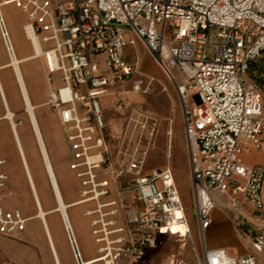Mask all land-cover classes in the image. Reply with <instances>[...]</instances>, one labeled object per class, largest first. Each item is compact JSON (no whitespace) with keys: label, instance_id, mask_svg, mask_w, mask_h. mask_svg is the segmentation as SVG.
Wrapping results in <instances>:
<instances>
[{"label":"built area","instance_id":"2783aa9c","mask_svg":"<svg viewBox=\"0 0 264 264\" xmlns=\"http://www.w3.org/2000/svg\"><path fill=\"white\" fill-rule=\"evenodd\" d=\"M3 3L24 15V36L30 41V33L41 45L46 82L51 85L54 75L58 76L59 84L49 90L48 105L71 152L69 169L80 180L79 202L95 205L86 212L96 216L90 223L93 234H101L109 245L125 243L124 237L108 242L111 235L126 232L129 237L128 245L113 248L111 259L106 253L111 263L120 258L140 260L158 236L171 234L176 222L184 224L186 231L174 236L179 240L190 237L172 171L146 173L155 119L130 110L120 145L113 154L107 146L101 100L110 95L116 112L128 108L118 89L135 74V65L124 54L135 39L175 87L200 233L211 223L217 196L228 197L233 210L238 209L237 198L256 210L263 208L264 167L244 165L240 154L243 141L255 149L264 143L263 88L248 76L251 65L264 53V0ZM0 31L4 39L1 27ZM141 86V80L132 81L133 92ZM7 181V175L0 173V203ZM125 192L132 193L136 206L125 209ZM108 197L113 198L104 202ZM116 217L121 218V227ZM26 222L18 210L0 207V236L22 231ZM259 255H264V232L253 235L249 255L230 257L223 249L205 251L202 264H258ZM74 259L77 262L79 255L74 253Z\"/></svg>","mask_w":264,"mask_h":264},{"label":"crops","instance_id":"0c3cea01","mask_svg":"<svg viewBox=\"0 0 264 264\" xmlns=\"http://www.w3.org/2000/svg\"><path fill=\"white\" fill-rule=\"evenodd\" d=\"M23 18H24V24H25L24 15H23ZM23 26H22V30H23ZM128 34L126 35V39L130 38ZM28 42L30 43V41ZM30 46L32 48L31 43H30ZM30 55L20 54L17 56V59L23 61L27 59L26 56L29 57ZM263 55L264 53L261 55V57ZM260 58L251 65L249 73L251 74L257 73V69H255L256 63L258 62V66H259L263 62V61L262 62L260 61ZM30 61L32 60L21 63L20 73L23 79V83L25 85L27 95H28L27 97H28L29 104L33 108V117L37 123L41 137L43 135L42 140H43V143L45 142L44 147L49 157V161H51L50 162L51 167H53V162L55 160L54 152H55L56 145L60 146L63 154L67 156V169L69 171V174L72 175V178L75 181L74 193L72 195L68 194L64 188L65 186L63 184V181L61 180L62 178L58 179L56 177V179L58 181L61 194H63L62 196H63L65 203L68 205L70 204L72 205L76 203L77 205L75 207L80 208L81 216L85 220L86 227L89 232L90 240L92 241L91 250H85L81 248L83 252L82 253L83 257L85 260H93V261L99 260L95 264H105L104 261L100 259L103 256H105L107 252L109 253L110 250L104 247L105 241L102 240V235L93 234L92 232L90 223L92 220L96 218V216L86 215V212L94 210L95 205L92 202H85V203L79 202V199H80L79 193L82 189L80 185V180L76 177L75 172L69 169V166L72 163L71 152H70L68 144L65 141L64 134L59 124V121L57 119V116L54 110L52 109V107L48 105L49 90L51 87H55L59 84L58 76L54 75L53 82L51 83V85H49L46 82L47 83V85L45 86L46 88L45 87L43 88L42 93L40 95L37 94V92H35V90L33 89L34 87L32 86L31 80H30V68L27 65ZM34 61H38L40 71L42 72V76L45 79L43 61L39 59H36ZM25 71L27 72L28 75H26ZM11 73L14 74L10 66V59L7 57L2 41L0 39V91H1L0 92V96H1L0 97V160L4 161V163L0 165V173L7 175L8 181H7L6 188L9 191L13 190L12 192L15 194H14V197L12 198H15L16 200L17 193L14 187L15 179L13 178V173L15 169L14 164H17L18 166H21L22 164L23 167H25L27 175L29 177L28 179H29V190L30 191L28 192L27 195L28 197H31L33 199V196L31 194L32 181L30 179L29 171L27 169L28 166H27L26 160H24L25 158L23 157L24 155H23L21 146L18 141V136H17L18 131L19 132L21 131L23 133L30 132L32 134V137L35 142V147L37 149L35 167H37V170L45 174V179L47 183H48V179H47L48 177H47L46 167L43 164L44 161H43L42 155L39 151L35 131H33L34 129L32 127L30 117L26 113V105H25L24 98L20 90L19 83L15 75L12 76ZM259 78L261 80L260 84L262 85L263 94H264V75L260 74ZM7 112H10L12 114L13 126L11 125V122L5 118V114ZM105 127H106V123H105ZM16 144L18 146L19 156H21L20 159L17 157L18 153L16 155ZM242 147H243V150L240 154V159L244 165L248 167H253V166L264 167V143L259 149H255V148H252L248 142L243 141ZM173 178H174V183L176 185L174 174H173ZM49 192H50V196H48L47 198H43V202L41 203L45 209L51 210V209H54L55 202L53 201L50 189H49ZM125 194L127 195L130 194L129 196L132 199V203H133L132 205L136 206V203L133 201V198H132L133 197L132 193L125 192ZM179 194H180V191H179ZM180 197H181V194H180ZM261 197L264 203V184L261 189ZM112 198L113 197L104 198L103 201L107 202V200L110 201L112 200ZM236 200L238 204V209L233 210L230 207V200L228 197H223V196L215 197V207L211 213V223L205 231L200 233L201 260L193 257L192 253L185 250V245L188 242V240H190L192 243V236L196 238V234L190 231L189 238L185 240H179V239L177 240V241H180V243H182L181 246L184 249V251L181 252L180 254H170V252H167L163 248L162 244L164 243L165 238L174 237V236L167 234V235L158 236L156 238L155 245L153 247L146 248L144 250V256L140 260L122 258L116 261L115 264H202L204 252L216 250V249H223L227 253V255L230 257H243V256L249 255L251 253V241H252L253 235L259 232H264V204H263L262 209L256 210L252 204L243 201L241 198H237ZM2 203L0 204L1 208H3L5 211L18 210L22 214V216L27 219V222L22 231L15 232L11 235L0 236V264H54L53 259L50 255L48 243L46 242L47 239H45L46 236H45L44 230L42 226L40 227L41 224L39 220H37L36 218H33L34 217L33 214H35L36 212L34 202H33L34 212L31 214L28 213L27 211H23V210L20 211L18 207H14L15 209L13 207L6 208L2 205ZM116 220H117V225L121 227L122 226L121 218L116 217ZM30 221L37 222L36 225L39 230V234L37 238L38 240H40L39 243L35 241L36 238L34 236L33 229L31 227H28V223ZM79 235L77 238L78 241L80 239ZM118 237H124L125 238L124 244L125 245L129 244L128 243L129 237L126 232L111 235L110 237H108V240L116 239ZM174 238L176 239L177 237H174ZM132 239H137L136 235H133ZM47 253L50 256V261L46 259L42 260V255L43 254L45 255ZM185 255H188L190 259H185L184 258ZM65 257H66L65 259L67 262L62 263V264H72L73 263L71 255L68 256L66 253V247H65ZM263 261H264V255H259L258 264H263Z\"/></svg>","mask_w":264,"mask_h":264},{"label":"rangeland","instance_id":"374dc122","mask_svg":"<svg viewBox=\"0 0 264 264\" xmlns=\"http://www.w3.org/2000/svg\"><path fill=\"white\" fill-rule=\"evenodd\" d=\"M1 12L3 13L2 14L4 17L3 20L17 56L20 54L23 55L32 54L33 51L32 48H30L31 47L29 45L30 43L25 38L22 30V26L24 24L23 15L13 5L1 6ZM128 36L130 37L129 34ZM124 54L126 60L129 63L135 65V74L132 77L131 81L125 83L118 89L119 92H122V94L120 95H122V97L126 99L127 104L129 106L126 110H123L121 112H116L113 107L114 104L113 98H111L110 95L104 96V98L101 100L103 106V112H104L103 113L104 120L106 123L105 134H106V142L108 149L110 153L111 152L114 153V151L120 145L122 136L124 135V132L128 126L130 110L138 109L143 113L151 115L155 119L156 133L151 143L150 150L148 152L147 162L145 166L146 173L152 170H163L165 168H169L173 172L176 185L181 194V200H182L186 222L188 224V227L190 228V231L196 234V238L192 236V243L190 240H188V242L185 245V250L192 253L193 257L201 260V252H200L201 236L195 220L193 198L191 195L190 185H189L190 178H189L188 163H187L186 142H185L183 126H182L181 108H180L179 100L177 98L175 87L163 76L161 71L158 69V67L151 59L149 53L147 52L146 48L144 47L141 41L135 39L133 45H129L125 47ZM260 61L261 62L263 61L262 64L258 66V62H257L255 65V69H257V73L255 74L248 73L250 79H254L259 83L261 82L259 75L260 74L264 75V55L260 58ZM28 66L30 68L31 84L34 87L35 92H37V94L40 95L42 93L43 88L47 85V83L44 77L42 76V73L40 72L38 61L36 62L32 60L30 61V63H28ZM135 79H139L142 81V86L140 87L139 92L132 91V81ZM17 135L19 137L18 140L21 149L23 148L22 149L23 155L25 154L24 158L28 166L27 169L29 171L30 179L35 187L39 199L41 200L40 201L41 203L43 202V198H47L48 196H50V192L48 188L49 185L45 179V174L37 170V167H35L37 149L35 147L34 139L30 132L23 133L21 131L20 132L18 131ZM16 151H17L16 155L18 153L17 157L20 159L17 145H16ZM54 154H55V160L53 162V170L55 172V175L58 179L60 178L64 179L63 180L64 186L66 184L68 185L65 186L64 188L68 194L72 195L74 193L73 191L75 187V181L72 180L73 179L72 175L69 174V171L67 169V156L63 154L60 146L58 145H56L55 147ZM21 166L14 164V167H16L13 173V178L15 179V190L17 193L16 200L15 198H12L14 197V193L5 189L4 190L5 198L2 205L6 208L8 207L19 208L20 206V210L27 211L28 213L31 214L34 212L33 199L31 197H28V195H26L30 191L29 179L25 167H23L22 164ZM65 175L67 178L65 177ZM22 186H24L25 188ZM129 195L130 194L127 195L125 193L123 195L125 209H128L130 206H133L132 199L130 198ZM42 208L46 212L52 210V209L51 210L45 209L43 205ZM69 215L72 220V224L76 232L77 238L78 235L80 234L79 244L81 248L85 250H91L92 241L90 240V236L88 229L86 227L85 220L81 216L80 208H73L69 210ZM36 223H37L36 221H30L28 223V227H31L33 229L35 238H37L38 236L36 235L39 234V230L37 228ZM46 224L49 233H51L50 234L51 240L53 244L54 243L56 244V245L54 244L55 251L60 261L62 263H65L66 242L61 231L62 226L60 220L58 219L57 214L54 213L48 214L46 217ZM174 237H166L162 246L167 252H170V254H180L181 252L184 251L183 247L181 246L182 243H180V241H177L178 238L175 239ZM39 242L40 240L37 241V243ZM123 244L124 243L118 245L117 244L109 245L107 243L104 244V247L110 250L109 259H111L112 256H114L113 248L117 246H122ZM62 245L64 247H62ZM49 257L50 256L48 253L45 255L43 254L42 260L45 259L50 260ZM71 258H72V254H71ZM184 258L190 259L188 255H185Z\"/></svg>","mask_w":264,"mask_h":264},{"label":"bare ground","instance_id":"6f19581e","mask_svg":"<svg viewBox=\"0 0 264 264\" xmlns=\"http://www.w3.org/2000/svg\"><path fill=\"white\" fill-rule=\"evenodd\" d=\"M6 0H0V18L2 19V23H0V27H1V29H2V31H3V33L6 35V37L3 39L2 38V34H1V31H0V39H1V41H2V44H3V47H4V50H5V52H6V55H7V57L10 59V66H11V68H12V70H13V72H14V74H12V76L13 75H15V77H16V79H17V81H18V83H19V86H20V90H21V93H22V95H23V98H24V102H25V105H26V113L29 115V117H30V121H31V124H32V127H33V131H35V135H36V140H37V143H38V147H39V151H40V153H41V155H42V158H43V161H44V165H45V167H46V172H47V179H48V185H49V189H50V191H51V194H52V196H53V199H54V201H55V207H54V209H52L51 211H49V212H46L43 208H42V205H41V203H40V200H39V197H38V195H37V192H36V190H35V187H34V185L31 183V194H32V196H33V202H34V204H35V210H36V212H35V214H33V218H36L37 220H39V222H40V227L42 226V228H43V230H44V233H45V236H46V238L45 239H47V243H48V247H49V250H50V255H51V257H52V259H53V262H54V264H62V262L60 263V259H59V257H58V255H57V253H56V251H55V248H54V244H53V242H52V240H51V237H50V234L51 233H49V231H48V228H47V224H46V217H47V215L48 214H50V213H54V214H57V216H58V219L60 220V222H61V226H62V229H61V231H62V234H63V237H64V239H65V242H66V253H67V255L69 256V255H71L72 254V260H73V263L72 264H95V263H97L99 260H95V261H93V260H85L84 259V257H83V252H82V250H81V246H80V244H79V241H78V239H77V235H76V232H75V230H74V227H73V224H72V220H71V218H70V215H69V210H71V209H73V208H76L75 206L77 205L76 203L75 204H70V205H68V204H66L65 203V201H64V199H63V194H61V191H60V188H59V185H58V181H57V179H56V176H55V174H54V172H53V167H51V164H50V162L51 161H49V157H48V155H47V153H46V150H45V147H44V143H43V140H42V137H43V135H42V137H41V134H40V132H39V129H38V126H37V123H36V121H35V119H34V117H33V108H32V106L29 104V101H28V95H27V92H26V89H25V85H24V83H23V79H22V76H21V73H20V65H21V63H23V62H26V61H29V60H36V59H39V60H41L42 61V59H40V55H41V53H42V48H41V45L39 44V42L37 41V39L36 38H34L30 33L28 34V37H29V40L31 41V45H32V54L28 57V56H26L27 57V59L26 60H23V61H21V60H19V59H17V54H16V52H15V49H14V47H13V44H12V42H11V39H10V37H9V35H8V31H7V28H6V26H5V23H4V20H3V13L1 12V6L4 4L3 2H5ZM4 5H8V4H4ZM23 21V20H22ZM10 33V32H9ZM13 33V32H12ZM11 36V35H10ZM13 36V35H12ZM15 36V35H14ZM26 43V42H25ZM28 45V44H27ZM30 45V44H29ZM15 47H16V45H15ZM23 48H25V47H23ZM31 48V47H30ZM23 51H25V50H23ZM29 51V50H28ZM30 51H31V49H30ZM29 51V52H30ZM30 54V53H29ZM20 57V56H19ZM24 57V56H23ZM22 57V58H23ZM6 61H7V59H6ZM37 62V61H36ZM30 63V62H29ZM32 63V62H31ZM37 64V63H36ZM25 65V64H24ZM28 65V64H27ZM24 67V66H23ZM33 67H34V65H33ZM10 69V68H9ZM39 69V68H38ZM43 70V69H42ZM8 71H10V70H8ZM39 71V70H38ZM4 72V71H3ZM12 72V71H11ZM26 72V71H25ZM37 72V71H36ZM41 72V71H40ZM35 73V72H34ZM42 73V72H41ZM26 75H28L27 74V72H26ZM37 76V75H36ZM14 77V78H15ZM42 77V76H41ZM40 77V78H41ZM3 83V82H2ZM45 84V83H44ZM41 85V84H40ZM46 85V84H45ZM3 88V87H2ZM46 88V87H45ZM34 89V88H33ZM35 90V89H34ZM45 91V90H44ZM1 92V91H0ZM3 93V92H2ZM6 93H7V91H6ZM17 93V92H16ZM19 94V93H18ZM4 95V94H3ZM7 95V94H6ZM9 96V95H8ZM1 97V96H0ZM16 97V96H15ZM22 98V97H21ZM6 99V98H5ZM7 100V99H6ZM20 100V99H19ZM4 101V100H3ZM2 101V102H3ZM22 103V102H21ZM2 104V103H1ZM3 105V104H2ZM5 105V104H4ZM10 105V104H9ZM8 105V106H9ZM6 107V106H5ZM4 107V108H5ZM11 107V106H10ZM7 109V108H6ZM36 117V116H35ZM5 118L6 119H8L10 122H11V125L13 126V122H12V114L10 113V112H7L6 114H5ZM4 119V118H3ZM14 122H15V120H14ZM30 124V123H29ZM52 124V123H51ZM52 129V128H51ZM169 135V134H168ZM18 136V135H17ZM14 138V137H13ZM19 138V137H18ZM17 140V139H16ZM19 141V140H18ZM18 141H17V143H18ZM17 145V144H16ZM169 148V147H168ZM23 149V148H22ZM23 151V150H22ZM38 151V152H39ZM17 152V151H16ZM25 155V154H24ZM21 157V156H20ZM24 157V156H23ZM25 160V159H24ZM42 160V159H41ZM1 161V160H0ZM42 161V162H43ZM6 164V163H5ZM12 167V166H11ZM22 167V166H21ZM10 168V167H9ZM16 168V167H15ZM23 169V168H22ZM30 169V168H29ZM15 170V169H14ZM19 171V170H18ZM5 173H6V171H5ZM8 173V172H7ZM11 174V173H10ZM22 174H24V173H22ZM32 175V174H31ZM15 177V176H14ZM65 177H66V175H65ZM29 178V177H28ZM32 178V177H31ZM67 178V177H66ZM62 181L64 180V179H61ZM73 180V179H72ZM26 183H28V182H26ZM67 183V182H66ZM73 183V182H72ZM64 184V183H63ZM28 185V184H27ZM70 185V184H69ZM65 186H68L67 184L65 185ZM15 187V186H14ZM20 187V186H19ZM22 187H24V186H22ZM21 187V188H22ZM70 187V186H69ZM72 187V186H71ZM25 188V187H24ZM5 189H7V188H5ZM12 190V189H11ZM69 190V189H68ZM67 190V191H68ZM13 191V190H12ZM11 191V192H12ZM20 191V190H19ZM10 192V193H11ZM74 192V191H73ZM15 194V193H14ZM27 195V194H26ZM31 196V195H30ZM23 197V196H22ZM27 198V197H26ZM8 200V199H7ZM31 200V199H30ZM110 200V199H109ZM5 201H6V199H5ZM13 201V200H12ZM18 201V200H17ZM108 201V200H107ZM31 202V201H30ZM70 202V201H69ZM13 203V202H12ZM1 204V203H0ZM14 204V203H13ZM22 205V204H21ZM8 206H9V204H8ZM13 206V205H12ZM26 206V205H25ZM14 208V207H13ZM12 208V209H13ZM15 209V208H14ZM19 209H20V206H19ZM25 210V209H24ZM21 211V210H20ZM178 215H180V217H183V215H182V213H179ZM29 217V216H28ZM33 218H31V219H33ZM39 227V228H40ZM84 229V228H83ZM170 229H171V234H169V235H171V236H174L175 234H180L181 236H183L184 234H185V231H186V226L184 225V224H180V223H174V224H172L171 225V227H170ZM43 232V231H42ZM57 232V231H56ZM119 234V233H118ZM35 235H36V233H35ZM36 236H38V235H36ZM41 236H43V235H41ZM120 236V235H119ZM180 236V237H181ZM34 238V237H33ZM32 238V239H33ZM36 240L38 241V239L36 238ZM35 240V241H36ZM85 241V240H84ZM86 243V242H85ZM88 243V242H87ZM60 244V243H59ZM108 244V243H107ZM56 245V244H55ZM71 245H72V247H71ZM83 245H85V244H83ZM59 247H61V246H59ZM62 247H64L63 245H62ZM57 249H58V247H57ZM107 249V248H106ZM107 251V250H106ZM62 252V251H61ZM63 253V252H62ZM74 253L75 254H77V255H79V257H80V259H77V262L75 261V259H74ZM106 253V252H105ZM104 253V254H105ZM108 253V252H107ZM110 254V252L107 254V255H109ZM64 255V254H63ZM50 258V257H49ZM93 259V258H92ZM63 260V259H62ZM100 260H103L104 261V263L105 264H113V263H111V261H109L108 260V258L107 257H105V256H103ZM50 261V260H49ZM65 262H66V260H65Z\"/></svg>","mask_w":264,"mask_h":264}]
</instances>
